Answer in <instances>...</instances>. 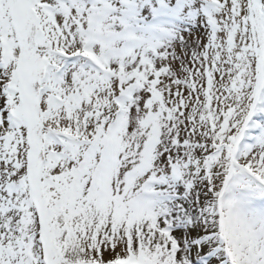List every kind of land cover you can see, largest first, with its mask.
<instances>
[{
  "label": "snow or ice",
  "instance_id": "snow-or-ice-1",
  "mask_svg": "<svg viewBox=\"0 0 264 264\" xmlns=\"http://www.w3.org/2000/svg\"><path fill=\"white\" fill-rule=\"evenodd\" d=\"M0 264H264V0H0Z\"/></svg>",
  "mask_w": 264,
  "mask_h": 264
}]
</instances>
